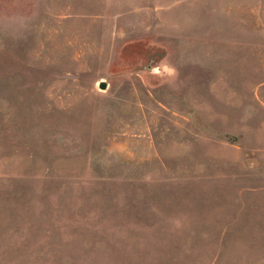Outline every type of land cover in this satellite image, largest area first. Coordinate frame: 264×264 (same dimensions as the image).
<instances>
[{
    "label": "rangeland",
    "instance_id": "rangeland-1",
    "mask_svg": "<svg viewBox=\"0 0 264 264\" xmlns=\"http://www.w3.org/2000/svg\"><path fill=\"white\" fill-rule=\"evenodd\" d=\"M0 264H264V0H0Z\"/></svg>",
    "mask_w": 264,
    "mask_h": 264
},
{
    "label": "water",
    "instance_id": "water-1",
    "mask_svg": "<svg viewBox=\"0 0 264 264\" xmlns=\"http://www.w3.org/2000/svg\"><path fill=\"white\" fill-rule=\"evenodd\" d=\"M101 87H104L105 83L103 80H101L100 84H99Z\"/></svg>",
    "mask_w": 264,
    "mask_h": 264
}]
</instances>
